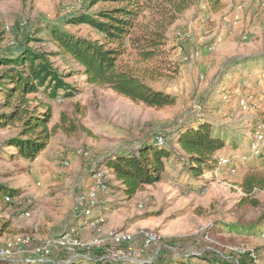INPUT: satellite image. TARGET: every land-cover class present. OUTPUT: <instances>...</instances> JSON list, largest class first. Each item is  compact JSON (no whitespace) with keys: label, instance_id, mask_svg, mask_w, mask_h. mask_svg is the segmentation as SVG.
Wrapping results in <instances>:
<instances>
[{"label":"rangeland","instance_id":"374dc122","mask_svg":"<svg viewBox=\"0 0 264 264\" xmlns=\"http://www.w3.org/2000/svg\"><path fill=\"white\" fill-rule=\"evenodd\" d=\"M89 3L0 0V57L14 55L23 47L57 51L45 32L36 37L39 41L26 42L37 26L54 24L86 39L99 38L89 26L71 23L80 15L92 16L108 6L100 2L91 7ZM223 4L224 10L213 14L207 0H202L181 15L168 28L164 51L153 62L137 65L128 52L123 57L145 74L152 88L174 96V105L154 109L132 103L109 89L84 85L82 77L74 75L67 81L78 84L79 94L61 100L39 93L36 99L51 108L49 130L65 114L78 124V132L58 130L50 135L39 156L28 162L10 159L13 151L5 147L7 138L18 136L19 127L0 128V183L20 190L13 201L33 202L25 219L19 217L16 203L0 204V248L9 240H27L11 255L0 256V264L38 260L34 249L69 228L91 248L87 254L90 260L82 251L76 258L58 250L47 260L109 264L97 257L93 240L115 232L135 234L148 229L157 232L161 242L138 251L139 262L125 264H168L175 256L189 258L201 253L235 264L237 258H252L257 253L256 264H264V234L257 229L238 234L231 227L254 224L264 213V190L255 189L248 197L259 202L252 207L242 204L244 194L238 187L244 176L264 180L263 155H253L250 147L264 125V5L258 0H223ZM51 60L64 74L79 68L67 57ZM240 97L247 100L246 109L239 106ZM201 123L210 124L213 136L224 140L217 156L229 160L226 166L217 167L214 181L209 180V173L203 175L208 182L193 180L184 172L182 162L170 159L165 160L166 172L160 182L128 198L102 167L107 188L94 190L99 201L94 214L102 221L95 228L77 223L72 211L76 198L86 200L84 196L94 185L91 170L101 167L100 162L119 151L137 150L141 142L155 137H163L169 148L185 157L177 144L178 135ZM78 150L87 151V156L77 155ZM64 160L68 167L61 165Z\"/></svg>","mask_w":264,"mask_h":264},{"label":"trees","instance_id":"16d2710c","mask_svg":"<svg viewBox=\"0 0 264 264\" xmlns=\"http://www.w3.org/2000/svg\"><path fill=\"white\" fill-rule=\"evenodd\" d=\"M105 3L94 15H80L72 24H85L99 36L95 40L74 35L57 25L37 26L26 42L39 41L43 34L55 44L57 51L44 52L27 47L14 55L1 56L0 67V128L19 127L18 136L7 138L5 147L12 149L10 159L33 162L46 147L50 135L62 130L66 134L78 132L79 126L65 114L50 130L51 108L38 102L36 95L42 93L50 99H69L80 90L78 84L69 81L72 76L82 77L84 85L105 88L132 103L149 108L162 109L176 103V98L163 91L155 90L139 68L123 60L126 53L132 55L137 65L153 62L164 51L166 33L181 15L191 10L202 0H90V6ZM213 14L220 13L225 6L223 0H207ZM30 37V38H29ZM67 57L79 68L75 72L62 73L51 57ZM35 103L34 106H32ZM43 108V111L40 110ZM210 124L201 123L197 128L178 135L177 144L186 154L178 155L166 144H159L156 137L141 142L137 150L119 151L107 157L99 166L104 167L119 186L117 190L131 198L145 186L161 181L166 172L165 160L182 162L184 172L193 180H200L209 173L214 181L218 153L224 140L213 136ZM208 182V178H203ZM238 187L244 194L242 204L255 207L257 200L249 199L255 189L264 190V180L257 176H244ZM20 190L0 183V204L4 207L13 201ZM4 196V197H3ZM12 200L6 202L5 198ZM238 234H264V213L251 225L234 224ZM97 257L101 251L97 250ZM252 258L242 256L237 264H256L257 253ZM175 259V260H174ZM235 264L233 261L213 259L208 253L194 254L186 258L175 256L168 264ZM5 264H77L76 261L56 263L52 261L26 262L24 259L9 260ZM153 264V263H152Z\"/></svg>","mask_w":264,"mask_h":264},{"label":"built area","instance_id":"2783aa9c","mask_svg":"<svg viewBox=\"0 0 264 264\" xmlns=\"http://www.w3.org/2000/svg\"><path fill=\"white\" fill-rule=\"evenodd\" d=\"M72 1V0H70ZM77 1V0H74ZM264 5V0H258ZM26 22L23 21V24ZM239 106L243 109L247 108V100L244 97H240ZM264 124V123H263ZM260 126V125H259ZM156 141L159 144H165V139L163 137H156ZM264 142V125L259 127L258 132L254 136V140L250 143V147L253 155H263L262 164L264 165V152L260 153V145ZM77 155L86 157L87 151L78 150ZM227 159L219 158L217 166H226L228 164ZM61 165L63 167H68L69 162L67 160L62 161ZM217 173V170L214 171ZM90 179L94 182V185L89 189L86 200L80 196L76 198V203L73 207L74 216L77 218V223L84 226H91L93 228L102 221L99 216H96L94 212L99 208V201L96 198L95 188L106 189L105 174L102 167H96V169L91 170ZM12 199L6 197L5 201L10 202ZM19 206V217L28 218L30 216L31 208L33 205L32 200L23 199L21 201L15 202ZM96 208V209H95ZM27 242V240L18 239L16 241L9 240L5 243L3 248H0V256L6 257L11 255L16 246ZM161 242V236L152 230H140L135 234H128L124 232H115L110 234L107 238H97L93 240V249L101 251L99 256L100 260L107 259L109 264L113 262H139L140 253L138 251L145 250L147 248L158 245ZM54 250L63 251L72 257H80L77 254L78 251L85 252L84 258L89 259L87 254L91 253V248L86 247L85 244L77 237L76 232L73 228H69L64 231L57 238H49L43 244L34 249V254L38 260L41 262L50 261L47 260L48 256L52 254ZM93 252V251H92ZM68 261L64 263H68Z\"/></svg>","mask_w":264,"mask_h":264},{"label":"water","instance_id":"95a60500","mask_svg":"<svg viewBox=\"0 0 264 264\" xmlns=\"http://www.w3.org/2000/svg\"><path fill=\"white\" fill-rule=\"evenodd\" d=\"M29 261H32V262H41L40 260H29Z\"/></svg>","mask_w":264,"mask_h":264}]
</instances>
